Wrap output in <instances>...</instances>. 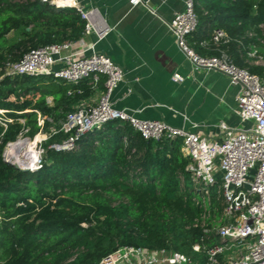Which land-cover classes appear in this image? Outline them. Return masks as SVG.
Instances as JSON below:
<instances>
[{
	"label": "trees",
	"instance_id": "trees-1",
	"mask_svg": "<svg viewBox=\"0 0 264 264\" xmlns=\"http://www.w3.org/2000/svg\"><path fill=\"white\" fill-rule=\"evenodd\" d=\"M192 2L197 28L188 43L194 52L218 56L210 40L220 30L229 40L220 46L229 61L264 80V67L248 64L252 50H264V0ZM85 24L75 9H55L49 0H0V264H98L121 247L175 252L207 264L193 246L220 220L222 206L216 188L209 190L208 205L187 185L189 161L180 140H145L115 121L81 137L71 151L48 149L67 139L51 135L41 144L42 166L35 172L4 162L8 144L25 131L33 138L43 129L58 130L94 93L86 83L79 88L46 76L5 77L8 64L39 48L79 41ZM17 32L23 38L9 44ZM61 197L79 209L60 213ZM209 236L206 247L214 244Z\"/></svg>",
	"mask_w": 264,
	"mask_h": 264
},
{
	"label": "built area",
	"instance_id": "built-area-1",
	"mask_svg": "<svg viewBox=\"0 0 264 264\" xmlns=\"http://www.w3.org/2000/svg\"><path fill=\"white\" fill-rule=\"evenodd\" d=\"M49 1L55 9L77 11L86 23L83 36L94 34L102 40L112 31L105 21L99 19L96 11H85L77 0ZM148 2L149 0H129L133 7H148ZM168 26L177 47L196 69L221 73L228 78L231 86L237 88L234 113L245 124L244 128L230 129L221 124L218 126L221 137L213 141L198 133L172 128L163 121L140 120L126 110H116L110 98L125 79L122 69L110 57L95 52L92 47L76 50L75 43L78 41L47 46L24 54L18 62L6 68L4 76H46L79 88L86 83L93 94L99 87L103 88L95 102L81 101L66 116L58 130L50 131L48 138L57 133L67 136L64 142L48 147L56 152L74 150L81 137L115 121L127 124L145 140H180L181 153L189 161L185 171L193 189L209 205V190L216 188L222 206L220 222H214L215 225L210 230H203L201 244L194 245L193 252L204 253L207 264H264V80L247 70L237 68L229 61L220 50V46L227 44L229 40L220 30H214L210 40L219 52L218 56L201 57L194 52L188 43L189 37L197 28L192 0H185L184 10L174 14ZM199 46L206 48L207 42L202 41ZM260 56L256 49L248 54L250 61L256 65ZM77 93L80 94L81 91L77 90ZM47 104L51 106V99H47ZM2 114L0 111V115ZM39 125L42 127V120ZM48 138H44V142ZM8 145L10 147L12 143ZM43 154V148L39 149L36 160L28 171L35 172L41 168ZM3 157L4 160H9L4 155ZM251 172H255V177L250 176ZM195 204L200 205L198 201ZM207 217L204 214L202 222ZM209 235L214 236V244L206 247L204 241ZM98 264L193 263L183 255L164 250L121 247Z\"/></svg>",
	"mask_w": 264,
	"mask_h": 264
},
{
	"label": "crops",
	"instance_id": "crops-1",
	"mask_svg": "<svg viewBox=\"0 0 264 264\" xmlns=\"http://www.w3.org/2000/svg\"><path fill=\"white\" fill-rule=\"evenodd\" d=\"M77 3L85 11H96L112 28L102 40L84 35L75 47H92L122 69L125 79L111 95L113 108L213 141L221 137V124L236 130L245 127L234 113L237 88L221 73L196 69L177 47L168 25L184 10L185 0H149V8L133 7L129 0ZM102 89L86 101L95 102Z\"/></svg>",
	"mask_w": 264,
	"mask_h": 264
},
{
	"label": "rangeland",
	"instance_id": "rangeland-1",
	"mask_svg": "<svg viewBox=\"0 0 264 264\" xmlns=\"http://www.w3.org/2000/svg\"><path fill=\"white\" fill-rule=\"evenodd\" d=\"M23 33L22 32H17L16 34H15V36L9 41V44H11L10 42H15V41H18V40H20V39H22L23 38ZM261 59L260 60H258V64L256 65L253 61H250V62H248V64H249V66H259V67H264V50H262V54H261ZM8 66H9V64H8ZM7 66V67H8ZM21 123H24V121H21ZM51 128V127H50ZM51 130H55V129H53V128H51L50 129V131ZM48 134L49 133H47L46 132V130H42L41 132H39L37 135H35L33 138H29V136L26 134V131L22 134V135H20L19 137H18V139L15 141V142H13L12 144H17V143H23L24 145H25V147H23V149H21L19 152H21L22 154H19V161H23V153H25V151L26 152H28L29 151V147L32 149V151H34V153L36 154L37 152H38V150L39 149H41L42 147H41V144L42 143H45L44 142V138H48ZM9 146V145H8ZM6 147L5 148V151H4V156L8 159L9 158V160L10 161H12L14 164H17L21 169H28L29 167H31L29 164L28 165H20L19 163H17V161H13V159L9 156V155H7L8 153L6 152L8 149H9V147ZM9 156V157H8ZM250 176L251 177H255V172H251L250 173ZM185 181H186V183H187V185H189L191 188H193V184L191 183V181H190V179L187 177V178H185ZM56 209L60 212V213H62V214H64V215H66V214H70V213H72V212H74L75 210H78L79 208H71L69 205H68V203H66V200L64 199V198H58V200H57V202H56ZM220 222V220H218V221H216L215 223L216 224H218ZM168 253H172V254H174L175 252H168ZM175 254H177V253H175ZM183 256H185V255H183ZM186 257V256H185ZM189 261H190V263L192 262L191 261V258L190 257H186Z\"/></svg>",
	"mask_w": 264,
	"mask_h": 264
},
{
	"label": "bare ground",
	"instance_id": "bare-ground-1",
	"mask_svg": "<svg viewBox=\"0 0 264 264\" xmlns=\"http://www.w3.org/2000/svg\"><path fill=\"white\" fill-rule=\"evenodd\" d=\"M23 147H25V145L23 143H17V144H12L10 145L9 149L6 151L12 159L13 161H17V163H19L20 165H30L32 166L33 163L36 160V154L34 153V151H32V149L29 147V151L25 153H23L24 157H23V161H19V154H22L21 152H19L21 149H23ZM8 156V157H9Z\"/></svg>",
	"mask_w": 264,
	"mask_h": 264
},
{
	"label": "water",
	"instance_id": "water-1",
	"mask_svg": "<svg viewBox=\"0 0 264 264\" xmlns=\"http://www.w3.org/2000/svg\"><path fill=\"white\" fill-rule=\"evenodd\" d=\"M4 162L10 166H12L14 169H17V170H22V171H28L27 169H21L17 164H14L12 161L10 160H4ZM82 227L86 228L87 226L86 225H82Z\"/></svg>",
	"mask_w": 264,
	"mask_h": 264
}]
</instances>
